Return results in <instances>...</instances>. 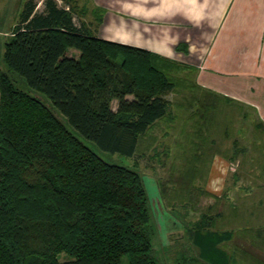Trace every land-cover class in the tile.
Wrapping results in <instances>:
<instances>
[{
  "label": "trees",
  "instance_id": "trees-1",
  "mask_svg": "<svg viewBox=\"0 0 264 264\" xmlns=\"http://www.w3.org/2000/svg\"><path fill=\"white\" fill-rule=\"evenodd\" d=\"M43 4L37 11L35 0L25 2L4 46L0 264H159L142 175L104 160L83 139L129 158L152 150L153 132L170 113L165 97L176 87L166 66L174 63L94 37L55 0ZM213 111L201 102L192 112L193 137L212 135ZM204 195L215 204L192 224L181 219L185 236L165 250L166 264H200L191 234L211 232L221 216L211 212L221 199Z\"/></svg>",
  "mask_w": 264,
  "mask_h": 264
},
{
  "label": "crops",
  "instance_id": "crops-1",
  "mask_svg": "<svg viewBox=\"0 0 264 264\" xmlns=\"http://www.w3.org/2000/svg\"><path fill=\"white\" fill-rule=\"evenodd\" d=\"M91 2L100 14L92 36L146 50L193 70L195 90L209 97V104L216 100L209 131L212 144L217 136L228 134L224 104L254 114L260 128L256 125L249 139L251 167L257 172L251 177L252 188L232 203L227 184L234 163L229 155L214 151L209 156L204 191L228 202L215 229L191 234L190 244L200 264H264V0ZM111 108L116 111L117 101L111 102ZM235 131L244 133L243 127ZM232 144L235 147L236 140ZM168 217L163 239L158 237L153 244L159 255L162 252L163 264L165 250L185 236L182 223Z\"/></svg>",
  "mask_w": 264,
  "mask_h": 264
},
{
  "label": "rangeland",
  "instance_id": "rangeland-1",
  "mask_svg": "<svg viewBox=\"0 0 264 264\" xmlns=\"http://www.w3.org/2000/svg\"><path fill=\"white\" fill-rule=\"evenodd\" d=\"M26 1L0 0V57H3L5 43L11 39ZM55 1L58 7L65 9L72 16L77 26L82 25L89 32L92 31L100 14L91 0ZM35 2L37 11H42L44 9L43 0H35ZM166 67L168 77L176 88L168 96L170 112L168 117L153 132V136L158 137L167 132L164 137H160L154 142L153 147L156 148L154 151L153 148L144 156L129 158L100 151L93 143L83 139V142L96 151L104 160L123 167L137 169L142 175L152 212L153 244L154 239H158V237L160 240L163 239L166 232V218H169V215L178 221L182 219L185 224H192L199 218L200 213H204L208 207L215 204L214 199L204 195V179L208 173L209 156L214 151L229 155L233 161L232 163H234L232 165L233 171L229 169L230 174L227 184V191L230 190V199H234L232 203L239 202L240 199L238 198L250 191L253 185L251 177L257 173L255 168L253 170L251 167L252 153L249 144L254 127L259 126L254 114L248 109H240L235 105L224 104V115L226 117L224 126L229 127L226 138L221 135L214 137L216 143L212 144L210 140L213 136H210L209 141H207L208 137L203 139L193 137L192 131H195V129H193L194 123L189 120L190 115L201 102L208 103L211 99L206 98V95H203L204 93L195 90L193 70L174 64ZM4 70L5 67L2 62L0 72ZM6 73L8 72L6 71ZM9 75L17 85L28 89L21 77L11 73ZM214 102L213 104H215ZM113 106L115 107V105ZM241 113H243L244 118L246 116H249V118L240 120ZM242 127L244 133L242 135L237 134L235 129L239 130ZM234 140L237 142L235 147L232 144ZM196 149L198 150L195 153ZM241 153L244 155L243 157H240ZM236 157L240 159L237 158L235 161ZM155 180L163 188L162 197L158 192ZM188 182H191V187L186 191ZM235 188H237V191H235ZM153 201L156 202L152 203ZM227 202L228 200L222 199L211 212L214 214L219 210H223ZM63 256L59 257L61 261L65 259ZM161 256L163 257L162 252L158 256L160 259L159 264H163ZM126 262L125 258L123 264H126Z\"/></svg>",
  "mask_w": 264,
  "mask_h": 264
}]
</instances>
